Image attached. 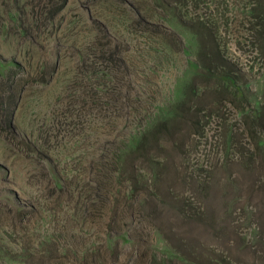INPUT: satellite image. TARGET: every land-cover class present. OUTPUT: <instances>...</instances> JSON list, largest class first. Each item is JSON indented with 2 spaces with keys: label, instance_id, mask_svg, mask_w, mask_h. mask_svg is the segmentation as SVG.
Returning <instances> with one entry per match:
<instances>
[{
  "label": "rangeland",
  "instance_id": "374dc122",
  "mask_svg": "<svg viewBox=\"0 0 264 264\" xmlns=\"http://www.w3.org/2000/svg\"><path fill=\"white\" fill-rule=\"evenodd\" d=\"M0 264H264V0H0Z\"/></svg>",
  "mask_w": 264,
  "mask_h": 264
},
{
  "label": "trees",
  "instance_id": "16d2710c",
  "mask_svg": "<svg viewBox=\"0 0 264 264\" xmlns=\"http://www.w3.org/2000/svg\"><path fill=\"white\" fill-rule=\"evenodd\" d=\"M224 80H225V82H226L227 84L230 82L229 79H224ZM227 88H228V87H227ZM10 119H12L11 115L9 116V122L11 123V120H10ZM141 138H142V137H137L136 140L140 142V141H141Z\"/></svg>",
  "mask_w": 264,
  "mask_h": 264
}]
</instances>
